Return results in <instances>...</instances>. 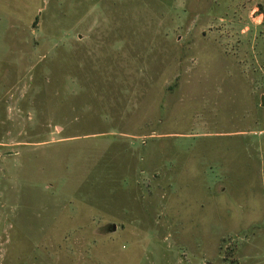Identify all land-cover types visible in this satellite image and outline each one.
<instances>
[{"label":"rangeland","instance_id":"obj_1","mask_svg":"<svg viewBox=\"0 0 264 264\" xmlns=\"http://www.w3.org/2000/svg\"><path fill=\"white\" fill-rule=\"evenodd\" d=\"M263 96L264 0H0V264H264Z\"/></svg>","mask_w":264,"mask_h":264},{"label":"water","instance_id":"obj_2","mask_svg":"<svg viewBox=\"0 0 264 264\" xmlns=\"http://www.w3.org/2000/svg\"><path fill=\"white\" fill-rule=\"evenodd\" d=\"M261 107L264 108V96L261 99ZM113 229L115 230L116 229V226H114Z\"/></svg>","mask_w":264,"mask_h":264},{"label":"crops","instance_id":"obj_3","mask_svg":"<svg viewBox=\"0 0 264 264\" xmlns=\"http://www.w3.org/2000/svg\"><path fill=\"white\" fill-rule=\"evenodd\" d=\"M263 132H264V130H263Z\"/></svg>","mask_w":264,"mask_h":264},{"label":"trees","instance_id":"obj_4","mask_svg":"<svg viewBox=\"0 0 264 264\" xmlns=\"http://www.w3.org/2000/svg\"><path fill=\"white\" fill-rule=\"evenodd\" d=\"M264 130V129H263Z\"/></svg>","mask_w":264,"mask_h":264}]
</instances>
